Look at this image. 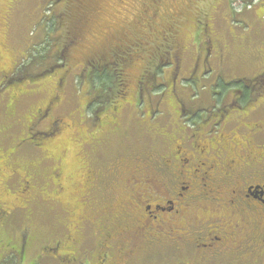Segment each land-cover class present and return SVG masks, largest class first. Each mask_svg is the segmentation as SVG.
Returning <instances> with one entry per match:
<instances>
[{"label":"flooded vegetation","instance_id":"1","mask_svg":"<svg viewBox=\"0 0 264 264\" xmlns=\"http://www.w3.org/2000/svg\"><path fill=\"white\" fill-rule=\"evenodd\" d=\"M217 41L207 36L194 41L196 57L188 63L175 55L152 64L155 71L150 62L143 63L137 77L130 70L132 63L120 69L131 98L134 87L142 93L151 90L153 83L159 87L165 83L176 101L165 104L168 109H161L165 105L160 102L139 121V108L131 99L128 105L131 111L136 108L137 119L125 125L121 117L126 105L108 112L98 104L101 94L90 91L95 79L87 78L83 81L87 105L93 100L97 108L87 106L74 125L66 124L60 112L62 100L54 93L28 120L26 138L9 154L0 151L6 157H0V190L26 204L27 212L38 202L36 179L33 173L18 174L13 155L25 145L52 152L47 142L53 137L63 141L73 130L74 151L58 148L61 158L75 161L71 180L77 183L79 197L61 240L39 249L37 259L55 264H264V111L258 109L264 110V95H260L264 69L252 81H227L224 66H211L225 61ZM201 62L205 73L199 72ZM81 66V71H88L85 63ZM185 67L189 75H183ZM192 84L209 91V102L200 97L192 107L186 106L177 89ZM8 94L10 111L17 95ZM44 123L45 130H34ZM130 129L151 145L127 144ZM3 130L8 132L6 127ZM148 147L150 152L144 153ZM55 171L48 181L66 193V172ZM4 204L0 200V227L20 207L11 212ZM30 236L31 229L24 228L15 249L21 262L26 260Z\"/></svg>","mask_w":264,"mask_h":264},{"label":"rangeland","instance_id":"2","mask_svg":"<svg viewBox=\"0 0 264 264\" xmlns=\"http://www.w3.org/2000/svg\"><path fill=\"white\" fill-rule=\"evenodd\" d=\"M87 1H89L87 2V8L82 15L76 19L66 17L67 19L61 25L66 28L67 26L70 27L74 20L77 21L79 35L77 37L80 38L79 42H81V44L78 43L69 48L68 56L65 55L64 61L67 63L66 67H63V70H60L58 65H55V67L54 59L49 60V63L45 61V65H41L39 61H36L39 72L49 68V70H52L50 74L38 80V84L34 83L35 85H33L27 81H19V83L13 85L15 87L11 88L7 86V80L15 77L12 74L16 73L20 65H29V62L26 61L32 52L36 54L37 51L41 52L46 37L53 36L49 40L50 45H52L50 49H52L55 45V37L57 35L61 36L60 30L56 33L52 30L51 34L46 29L45 23L48 22L51 13L60 18L65 13V4L68 0H0V85L3 88H0V92L4 93V95L0 93L1 153L5 152L7 154L10 152L11 147H15L21 140L23 141L26 138L30 124L28 120L30 121V118L38 109L43 108L54 93H58L62 100L60 112L65 117V123L74 125L75 119L85 111L88 102V97L85 94L88 89L84 86L83 81L87 78H93L87 70L81 72L82 66L80 67V65L90 59L95 61L96 57L105 52L107 46L116 42L119 37L123 35L130 36V25L141 17V12L144 9H147V5L144 6L146 0ZM73 2L76 1L73 0L71 3ZM166 3L165 13L172 14V9H176L175 11L181 13L180 15L177 13L180 19L175 24H177L179 33L175 38L176 47L172 56L186 59L188 63L191 57H196V47L193 46L194 41H202L207 36L212 37L213 40H218L217 44L222 45L225 52L224 63L222 65L212 64L211 66H224V76L227 81L234 78L252 81L263 71L264 0H166ZM53 49L56 50V47ZM148 58V51H146L136 60L130 61L132 63L130 70L133 75L137 77L143 71L141 69L142 64L147 63ZM198 67L199 72H206V67L202 65V62ZM184 69L186 71L183 75H189L190 70H187V67ZM166 75L168 76V73ZM161 77V75L158 77L160 82L163 80ZM156 83H153L151 90L140 93L139 88L134 87V82L132 84L134 88L131 86L133 88L131 98V92L124 88V84L129 85L126 78H124L123 88L116 87V90L114 89L111 92L110 97H107V99L102 97L98 104L108 112L114 108L120 109L121 105H126L127 110L123 111L121 117L126 125V123L137 119L136 108L131 111L130 105H128V102L132 99L134 106L139 108L137 120L144 121L145 117L148 116L147 110L149 107L160 102L168 106L176 102L174 96L168 91L169 87H165V83L161 87L157 86ZM4 85L7 88H4ZM59 86L62 87L61 90ZM95 89L98 90V88ZM177 90L186 106L192 107L194 103H198L200 97L201 100L204 97L209 102V95L206 94L209 91H201L193 84L183 86ZM11 92L17 96L11 95V97H16V102L14 101L12 104L14 109L10 106L9 111L7 109L10 101L8 93ZM262 94L264 95V88L260 95ZM228 98L230 97L228 96ZM161 109L165 110L168 107L165 105ZM258 109L261 112L264 111L260 107ZM11 112L12 114L9 116ZM124 116H127L125 121ZM261 122H263L262 119ZM44 125L45 123L40 124L34 130H45ZM144 126L147 127L148 125L144 123ZM5 127L8 128L7 133L3 130ZM78 131L81 132L79 129L76 130V132ZM133 132L135 131L129 130L130 137L127 144H134L135 141H139L143 145H151H148L151 143L150 140L141 142V134L134 136ZM72 137L74 138L71 129L64 135L63 141L60 139L55 140L54 137L52 140L51 138L48 139L51 141H48L46 145H50V151L52 152L46 151L43 153V151L34 150L32 147L25 145L22 151L13 155L12 160L18 163V174L24 176L25 173H33L35 175V196L36 199L38 198V202L33 201L34 204L29 206L26 212V204H18L19 201L14 199L15 196H12L8 191L0 190V200L3 203L6 202L2 207L8 206L11 212L13 207H21H17L19 211L16 210L10 220L7 221L8 223L6 222L4 226L0 227V261H4V264H40L42 262V264H55L53 260L37 263V255L42 251L43 246L52 245L53 240H61L64 231L63 226L71 221L72 217L69 218L70 211L73 207L75 208L73 204L78 199L77 196L79 197L78 190H76L77 183L71 180V176L75 177V173L72 172L75 161L69 158L67 162L59 155L61 148H64L67 152L74 151ZM36 140H39V138H36ZM58 146L61 148L59 149ZM133 152L142 151L134 149ZM145 152H150L149 147L144 150ZM2 156L5 160L6 157L1 154L0 157ZM12 160H9V163ZM58 164L63 165L58 166ZM58 168H62L64 173H67L64 174L66 177L63 176L68 178L64 179L65 184H63V187L67 189L66 193L60 191L59 184L57 186L48 181L49 176H55V170ZM27 227L31 229V241L26 248L28 252L23 263L16 258L17 255L14 258L13 256L10 257L9 254L13 253L11 250L17 248L20 243V235ZM11 258L15 260H11Z\"/></svg>","mask_w":264,"mask_h":264},{"label":"trees","instance_id":"3","mask_svg":"<svg viewBox=\"0 0 264 264\" xmlns=\"http://www.w3.org/2000/svg\"><path fill=\"white\" fill-rule=\"evenodd\" d=\"M72 1L68 0V2L65 4V13H63L60 18H57L55 14L51 13L49 15L50 17L48 18V22L45 23L46 29L49 30L51 34L52 30H54V33L59 32V30L61 32V36L57 35L55 37V45L53 48L56 47V50L53 48L50 49V46L52 45H50L51 43L49 40H51L53 36L46 37L41 52L37 51V54L32 52L26 61L29 62V65H20L16 73L14 72L15 74H12L15 77L10 78L7 86L11 88L15 87L13 85L19 83V81H27L35 85L38 84V80L50 74L52 70H49V68L46 70L43 69L42 72H39V70H37L36 61H39V64L41 65H45V61L49 63V60L54 59V66L58 65L60 70H63V67H66L67 63L64 61L65 55H67L69 52V48L71 46L77 45L78 43L81 44V42H79L80 38L78 39L77 37L79 36L76 25L78 22L74 20L73 24L70 27L67 26L66 28L61 26L62 22L67 19L66 17L70 19H76L82 15L84 10L87 8V2H89L87 0H75L76 2L71 3ZM144 4V6L147 5V9H144L141 12V17H139L137 21L130 25V36L123 35L122 37H119L116 42L108 45L105 52L100 53L96 57V60L94 59L95 61L90 59L85 63L88 68V72H90V76L95 79L92 81V83H94L93 85L99 87V89L96 90L94 89V86H90V91H92L94 94H101L99 96L101 98L103 97L104 99H107V97H110L111 92L114 89L116 90V87L120 88L123 85L124 82H122V72L120 69L127 67V65L131 63V60H136V58L145 54L146 51H148L149 56L147 63L150 62L151 65L149 66L152 71H155L154 67H152V64L155 65L163 59L169 60V57L172 56L174 48L176 47V44L174 43L175 38L179 33V29L176 26L177 24H175L180 19V17L177 16V13L178 15L181 13L175 11L176 9H172V14H169L168 12L165 13L167 8L166 0H146V3L144 2ZM153 81L155 80L153 79ZM61 88L62 87L59 86L60 90ZM96 96L97 95L94 97ZM87 106L88 105L86 104L85 109H88ZM89 106H93V109L98 107L97 103L93 100L90 102ZM11 252L13 253L9 254L10 257L13 256L15 258L17 255L16 258L19 261L21 260L20 252L15 250H11ZM14 258H11V260H15ZM41 261L43 260L40 259L39 261L38 259L37 263H40ZM3 262L4 261H0L1 264H4Z\"/></svg>","mask_w":264,"mask_h":264}]
</instances>
